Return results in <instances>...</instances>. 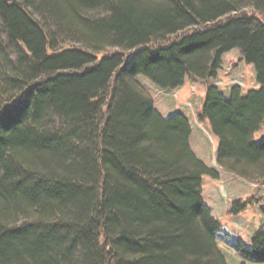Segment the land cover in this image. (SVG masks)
<instances>
[{
  "label": "trees",
  "instance_id": "obj_1",
  "mask_svg": "<svg viewBox=\"0 0 264 264\" xmlns=\"http://www.w3.org/2000/svg\"><path fill=\"white\" fill-rule=\"evenodd\" d=\"M232 48L259 87L208 83L198 118L219 166L264 182V0H0V264H228L202 196L218 172L136 76L206 81ZM234 245L264 263V222Z\"/></svg>",
  "mask_w": 264,
  "mask_h": 264
},
{
  "label": "rangeland",
  "instance_id": "obj_2",
  "mask_svg": "<svg viewBox=\"0 0 264 264\" xmlns=\"http://www.w3.org/2000/svg\"><path fill=\"white\" fill-rule=\"evenodd\" d=\"M136 79L154 100V107L163 110V115L168 116L172 112L188 114L193 131L191 148L201 155L208 166L218 172L216 177L207 174L202 176V196L213 215L222 223L215 236L228 264H239L242 261L246 264H264L243 260L234 245L237 237L249 244L255 229L264 222V215L260 209V204L264 203V182L248 180L219 166L216 161L218 139L211 132L208 121H200L195 114L196 111L199 113L204 102L202 94L208 83L217 82L220 91L227 99L230 98V88L233 85H239L243 93L250 88L259 87L254 65L242 58L238 48H232L222 54V67L215 78L203 81L186 76L182 91L160 89L142 74H138ZM261 137H264V125L254 135L256 140ZM239 198L254 200L239 213H231L232 201ZM221 235L223 238L230 237L226 241L231 243L223 241Z\"/></svg>",
  "mask_w": 264,
  "mask_h": 264
},
{
  "label": "crops",
  "instance_id": "obj_3",
  "mask_svg": "<svg viewBox=\"0 0 264 264\" xmlns=\"http://www.w3.org/2000/svg\"><path fill=\"white\" fill-rule=\"evenodd\" d=\"M214 83H216V82H214ZM183 90V86L182 87H178V88H176L175 89V91H182ZM175 91H174V93H175ZM204 94H205V90H204V93L202 94V97L204 96ZM160 112H162L163 110H161V108H159L158 109ZM195 114H196V118H198V112L196 111L195 112ZM186 116L188 115L187 113L185 114ZM188 117V116H187ZM189 118V117H188ZM199 119V118H198ZM189 120H190V118H189ZM200 120V119H199ZM191 122V121H190ZM192 133H193V131H192V128H191V134H190V141H191V138H192ZM195 153L197 154V152L195 151ZM200 158H201V155H199V154H197ZM202 159V158H201ZM203 160V159H202ZM204 161V160H203Z\"/></svg>",
  "mask_w": 264,
  "mask_h": 264
},
{
  "label": "bare ground",
  "instance_id": "obj_4",
  "mask_svg": "<svg viewBox=\"0 0 264 264\" xmlns=\"http://www.w3.org/2000/svg\"><path fill=\"white\" fill-rule=\"evenodd\" d=\"M220 238H221V239H224V240L226 241V240L229 239L230 237H226V238L224 237V238H223V236L221 235ZM226 242H227V241H226ZM230 243H231V242H230Z\"/></svg>",
  "mask_w": 264,
  "mask_h": 264
}]
</instances>
